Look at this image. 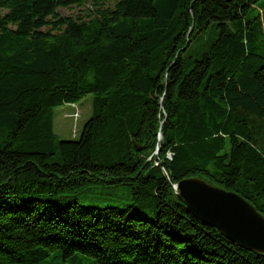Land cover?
Here are the masks:
<instances>
[{
  "label": "trees",
  "instance_id": "trees-1",
  "mask_svg": "<svg viewBox=\"0 0 264 264\" xmlns=\"http://www.w3.org/2000/svg\"><path fill=\"white\" fill-rule=\"evenodd\" d=\"M258 1L98 0L79 20L58 15L74 0H0V264H264L174 190L203 180L264 216ZM89 94L80 138L59 140L55 108ZM85 184L127 185L132 202L83 206Z\"/></svg>",
  "mask_w": 264,
  "mask_h": 264
},
{
  "label": "rangeland",
  "instance_id": "rangeland-1",
  "mask_svg": "<svg viewBox=\"0 0 264 264\" xmlns=\"http://www.w3.org/2000/svg\"><path fill=\"white\" fill-rule=\"evenodd\" d=\"M98 0H74V4L68 8L58 9L61 18L71 17L73 19L87 20L96 14ZM115 0H104V6L113 7ZM7 11L0 10V17ZM260 15L261 29L264 35V0H259L254 5L251 16ZM212 23L210 28L196 39L189 50V54L194 57L209 49L212 42L217 38V30ZM47 28H44L45 31ZM94 94L85 96L76 104H64L55 108L54 132L59 140L76 141L80 138L84 126L93 116ZM74 191H68L73 193ZM76 195L83 206L92 207H125L132 202L131 194L127 185L110 184H85L76 188ZM59 253L54 252L46 261L50 264H57ZM53 259V260H52ZM63 264V263H58ZM64 264H97L93 258L80 257L77 255L69 258Z\"/></svg>",
  "mask_w": 264,
  "mask_h": 264
},
{
  "label": "water",
  "instance_id": "water-1",
  "mask_svg": "<svg viewBox=\"0 0 264 264\" xmlns=\"http://www.w3.org/2000/svg\"><path fill=\"white\" fill-rule=\"evenodd\" d=\"M174 190L192 216L241 248L264 254V216L242 196L199 179L182 180Z\"/></svg>",
  "mask_w": 264,
  "mask_h": 264
},
{
  "label": "built area",
  "instance_id": "built-area-1",
  "mask_svg": "<svg viewBox=\"0 0 264 264\" xmlns=\"http://www.w3.org/2000/svg\"><path fill=\"white\" fill-rule=\"evenodd\" d=\"M171 158V157H170Z\"/></svg>",
  "mask_w": 264,
  "mask_h": 264
}]
</instances>
